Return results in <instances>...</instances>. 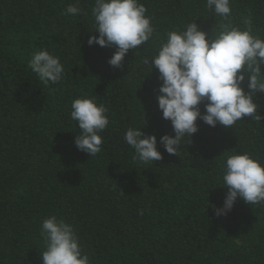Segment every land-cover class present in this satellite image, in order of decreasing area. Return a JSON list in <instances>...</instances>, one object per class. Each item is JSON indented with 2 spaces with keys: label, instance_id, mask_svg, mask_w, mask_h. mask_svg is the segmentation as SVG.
<instances>
[{
  "label": "trees",
  "instance_id": "16d2710c",
  "mask_svg": "<svg viewBox=\"0 0 264 264\" xmlns=\"http://www.w3.org/2000/svg\"><path fill=\"white\" fill-rule=\"evenodd\" d=\"M94 2L80 0L83 14L68 16L62 12L76 0H0V264H42L41 225L51 215L74 227L91 264H264V206L238 198L226 217L214 214L226 193L224 152L264 161V94L256 100L260 122L245 117L225 129L198 120L199 131L170 155L159 144L175 135L158 109L159 72L140 62L166 32L197 20L211 34L221 18L206 0H140L156 31L121 69L108 64L115 47L87 44L98 36L89 33ZM231 8L229 22L243 27L251 17L264 39V0H231ZM42 49L64 65L58 84L46 86L28 68ZM84 97L104 104L110 121L92 157L76 148L70 118L72 101ZM143 120L160 161L133 159L124 142Z\"/></svg>",
  "mask_w": 264,
  "mask_h": 264
},
{
  "label": "clouds",
  "instance_id": "9594fccd",
  "mask_svg": "<svg viewBox=\"0 0 264 264\" xmlns=\"http://www.w3.org/2000/svg\"><path fill=\"white\" fill-rule=\"evenodd\" d=\"M69 4L63 15L77 16L83 10ZM206 7L221 18L211 34L197 20L183 25L182 30L165 33L157 53L143 57L141 63L159 72L156 100L162 118L171 122L175 133L163 135L159 144L177 156L181 142L199 131L197 121L216 128L231 129L237 122L250 117L260 122L257 94H264V39L256 31L251 17L243 27L229 22L231 0H206ZM147 8L140 0H95L91 7L95 31L87 39L89 47H115L108 60L114 68H123L129 50H135L153 37L156 29ZM28 68L46 86L64 78V65L58 56L42 49L31 54ZM203 104V111L200 105ZM70 118L77 122L76 148L90 157L102 151L100 135L109 125L108 108L97 104L95 97L76 98L71 103ZM144 124V120H143ZM142 128L129 127L124 142L134 150L133 159L148 164L160 161L157 137L145 134ZM222 161L221 181L226 189L221 207H214L217 218L226 217L237 199L248 205L264 206V161L252 153L226 151ZM140 214L143 212L141 210ZM41 236L45 250L39 253L42 264H91L83 252L74 227L51 215L43 220Z\"/></svg>",
  "mask_w": 264,
  "mask_h": 264
}]
</instances>
